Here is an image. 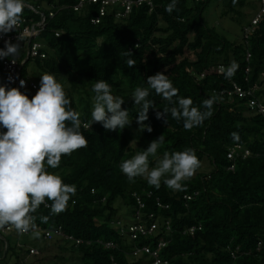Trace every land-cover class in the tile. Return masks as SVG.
<instances>
[{
  "label": "trees",
  "instance_id": "obj_1",
  "mask_svg": "<svg viewBox=\"0 0 264 264\" xmlns=\"http://www.w3.org/2000/svg\"><path fill=\"white\" fill-rule=\"evenodd\" d=\"M45 1L53 5L54 12L52 17L47 16L40 36L46 55L27 59L21 66V75L26 77L29 70H24L25 66L33 59V67L41 74L62 76L73 108L87 123L91 121V86L95 80H107L114 94L125 100L122 108H128L133 120L119 133L106 131L96 122L81 128L87 147L63 156L58 169H49L66 183L75 184L77 193L66 211L58 215H49V208L41 205L34 214L37 230L58 225L64 234L80 239L77 245L63 238L55 243L61 250L76 254L70 264H112V260L140 264V259L135 261L130 255L131 249L159 238L166 241L161 254L168 264H264V115L257 112L256 106L247 104L251 96L264 104V12L249 34L243 31L260 10V3L257 1L258 9L248 20H241L240 9L246 0H237L235 5L232 0H220L221 17L227 16L240 25L239 39L228 40L203 19L205 8L213 0H179L178 11L171 14L164 7L169 0H151L149 5L132 2L121 17L112 13L117 5L106 4L105 14L97 23L90 19L97 17L99 1L84 5L81 11L72 8L77 0ZM23 13L28 15L29 10ZM55 30L60 32L58 36ZM185 49L193 51L194 59L184 57ZM128 58L135 61L132 68L126 67ZM232 60L240 67L230 80L213 70L218 64L226 67ZM34 68L27 78L38 87L40 74L34 73ZM156 72L166 74L179 95L190 96L196 106L202 99L216 96L213 115L203 125L187 131L170 114L166 124L155 113L167 102L150 92L148 99L155 109H149L144 123L152 131H139L135 120L139 106L133 105L130 95L135 87H146L145 79ZM232 82L244 90L254 88L252 95H229ZM26 89L29 95L36 91ZM233 132L238 134V140L232 138ZM160 135L164 139L159 154L190 147L200 162L206 158L211 170L199 168L180 192L163 184L155 189L141 178L129 183L119 171V163ZM231 148L234 152L228 157ZM244 150L247 154L243 155ZM195 191L191 199L184 197ZM120 207H127L133 220L137 212L141 221L155 223L156 235L128 238L122 232L133 220L123 226L117 213ZM41 215L48 216L46 223L40 222ZM166 221L169 232L164 231ZM190 226L195 229L186 231ZM37 240H44L42 234L32 242ZM61 240L69 244H60ZM96 240L111 241L113 246L105 248ZM24 243L19 244L24 256L29 255V247H34L37 253L29 256L36 262L44 259L45 255L39 254L48 246L43 245L41 250L35 244ZM14 249L7 245L3 251L0 247V259L10 251L14 253Z\"/></svg>",
  "mask_w": 264,
  "mask_h": 264
},
{
  "label": "clouds",
  "instance_id": "obj_2",
  "mask_svg": "<svg viewBox=\"0 0 264 264\" xmlns=\"http://www.w3.org/2000/svg\"><path fill=\"white\" fill-rule=\"evenodd\" d=\"M178 2L169 0L165 11L170 14L178 11ZM232 3L235 5L237 0ZM26 7L27 0H0V37L11 31L17 33L15 41L4 39L0 60L7 58L15 64L22 51L21 42L28 30L17 32V28ZM134 65L132 58L126 60V67ZM239 67V63L232 60L226 67L220 66L219 71L230 80ZM38 76V87L31 95L25 80L13 74L0 82V227L14 228L18 235L27 233L33 239L41 237L35 223L37 209L47 201L50 202L46 204L49 215H58L66 211L77 193L75 184L66 183L49 169H58L63 156L87 147L88 140L81 128L96 122L106 131L119 133L133 120L128 108H122L125 100L114 94L107 80H95L91 86V121L87 123L81 121L80 113L73 108L72 99L55 74L45 72ZM17 79L18 85L12 86ZM145 82L146 87L137 86L130 95L133 105L139 106L135 120L141 132L152 131L151 126L144 123L149 109H155L148 99L150 92L167 102L155 113L156 118L163 117L167 124L170 114L186 131L203 125L213 115L214 103H218L216 96H209L202 99L199 106L194 105L190 96L179 95V90L163 72L147 76ZM231 135L234 140L239 139L237 133ZM163 139L160 135L149 141L146 148L121 161L119 171L129 183L141 178L155 189L163 184L174 192L184 191L186 182L194 176L201 162L190 147L181 151L164 150L159 154ZM39 219L46 223L48 216L41 215Z\"/></svg>",
  "mask_w": 264,
  "mask_h": 264
},
{
  "label": "built area",
  "instance_id": "obj_3",
  "mask_svg": "<svg viewBox=\"0 0 264 264\" xmlns=\"http://www.w3.org/2000/svg\"><path fill=\"white\" fill-rule=\"evenodd\" d=\"M100 2V7L98 10L97 17H92L90 21L92 23H97L98 18L100 15H104V5L106 4H112V5H117L118 7L113 10V15L115 17H121L125 16L127 12L130 10V4L133 2L136 5H140L142 3L150 4L151 0H77L76 3L72 4V8L75 11H81L84 5L90 4L92 2ZM260 3L261 8L260 10L251 18L250 20V25L246 26L244 28V33L249 34L252 30L253 25H256L257 22L259 21V18L261 17V13L264 12V0H256ZM28 7L25 8V10H29L28 15L25 13H22V21L20 25L17 28V32H23L24 29H27L28 32L26 34V38L24 39L23 46H22V51L19 54V56L16 58V63H10L7 58L4 60H0V82H4V78L8 74H13L17 76L19 79H24L26 84L25 87H31L32 89L37 88V83L29 79L27 77H24L21 75V66L24 64V62L29 59V58H44L46 55L45 52V44L41 40L40 36L43 32L44 25H45V20L48 17H52L54 12H53V5L51 6V3H46L45 0H27ZM51 6V7H50ZM65 6V4L61 5V7ZM34 14L37 19H34ZM59 31L55 30L54 35L58 36ZM17 33L14 31H11L6 34L4 37H0V44L4 46L3 42L4 39H9L11 41H15ZM40 38V39H38ZM247 58V56H246ZM222 64H218L215 66L213 69L215 72L220 73L219 69ZM247 70V69H246ZM18 85V79L17 81L12 85V86H17ZM231 89L230 91H227V93L234 94L236 93L237 95L240 96H245V95H252L253 89H247L244 90L240 88L239 85H237L235 82L231 83ZM249 107H254L256 106L257 112L261 113L264 115V104L260 103L255 97L251 96L249 98L248 103ZM234 152V149L231 148L229 152L227 153L228 157H232V154ZM244 154H247V151L244 150ZM229 169H232V166H228ZM197 192L195 191L193 194H185L184 197L186 199H191ZM136 202L139 206H141V202L139 201V198L136 197ZM46 204H50V202L46 201ZM46 204H42L43 207H46ZM157 205H161L159 201L157 200ZM166 206V205H165ZM162 206V207H165ZM138 213L136 212V218L128 224L124 231L122 232L125 234V232L128 234V238L130 239H136L137 237L143 236V237H153L156 235V224L155 223H146L141 221L140 219L137 218ZM164 231L169 232V226H168V221L164 222ZM199 226H197V229ZM195 229V226H190L186 229V231L192 232ZM15 230L14 228L5 226V227H0V247L3 249V251L7 248V241L3 237V234L9 233L10 231ZM42 234V238L44 240H51L54 238H63L65 240H68L69 243L73 242L74 245H77V243H80V239H75L72 237V235H66L63 233L62 229L60 226H54V227H47L43 228L40 230ZM26 234V233H25ZM98 243L102 244L105 248H108L110 246H113V243L111 241H100L96 240ZM166 245V241L162 238L157 239L155 242L151 240L149 243L136 246L130 251V255L134 258L135 261L141 260L140 264H168V259L161 254V250L164 248ZM37 253V250L34 247H29L28 249V254H35ZM112 264H119L116 263L112 260ZM123 264V263H120Z\"/></svg>",
  "mask_w": 264,
  "mask_h": 264
},
{
  "label": "rangeland",
  "instance_id": "obj_4",
  "mask_svg": "<svg viewBox=\"0 0 264 264\" xmlns=\"http://www.w3.org/2000/svg\"><path fill=\"white\" fill-rule=\"evenodd\" d=\"M222 2L220 0H213L211 1L207 7L205 8L203 12V19L206 22L208 26H213L218 33L221 35H224L228 40L239 39L238 35L240 33V25L235 23L233 20L228 18L227 16L221 17V10H222ZM258 9V2L256 0H246V3L243 7H241V20H248L249 17ZM191 38V35H189ZM40 39V38H38ZM184 57L190 58V60L194 59L193 51H190L188 49L184 50L183 53ZM32 68L33 67V59H30L28 63L25 66V69H28L29 72L26 71L24 74L26 77L32 76ZM41 74V72L38 69L34 68V73ZM60 82L64 85L65 88H67V84L64 82V78L62 76H56ZM212 168L211 165H208V162L206 161V158H203L201 161L200 171H210ZM119 202V199L115 201V205H117ZM125 211L127 213H125ZM123 212V213H121ZM119 215L122 217L121 221L123 226H125L127 223L131 222L133 220L132 215L129 213L127 207H120L119 209ZM124 214V215H123ZM3 237L8 241V245L10 247H14L15 251L14 253L8 252L6 257L4 259H0V264H16L15 261L17 259L22 260L20 264H70L71 262H74L76 259V254L73 252H68L61 250L57 244L58 238H54L52 240H37L36 242H32V237L30 235L22 236L18 235L16 232H9L6 234H3ZM129 240V239H128ZM25 242V243H24ZM61 242V243H60ZM35 244L36 246L40 247L42 250L43 245L48 246V250L41 251V255H45L44 259L42 261H34L31 256L27 255L24 256V254L21 252V247L19 244ZM60 244L68 245L69 243H65V241L62 242L59 241ZM39 252V251H38ZM38 256V257H39Z\"/></svg>",
  "mask_w": 264,
  "mask_h": 264
}]
</instances>
